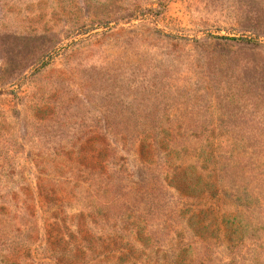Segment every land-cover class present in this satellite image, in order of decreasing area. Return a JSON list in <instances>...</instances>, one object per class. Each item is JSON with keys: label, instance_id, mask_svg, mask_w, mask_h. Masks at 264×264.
Masks as SVG:
<instances>
[{"label": "rangeland", "instance_id": "374dc122", "mask_svg": "<svg viewBox=\"0 0 264 264\" xmlns=\"http://www.w3.org/2000/svg\"><path fill=\"white\" fill-rule=\"evenodd\" d=\"M0 264H264V0H0Z\"/></svg>", "mask_w": 264, "mask_h": 264}]
</instances>
